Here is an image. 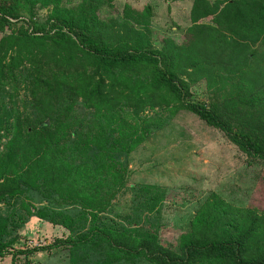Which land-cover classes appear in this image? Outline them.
Here are the masks:
<instances>
[{
	"label": "trees",
	"instance_id": "1",
	"mask_svg": "<svg viewBox=\"0 0 264 264\" xmlns=\"http://www.w3.org/2000/svg\"><path fill=\"white\" fill-rule=\"evenodd\" d=\"M114 1L0 0V257L36 216L70 236L27 254L64 247L71 264H264V211L216 194L177 248L152 219L160 187H135L123 221L106 216L130 155L161 122L148 109L194 114L264 161V0H193L184 40L156 48L149 7L99 20V3ZM27 4L54 10L37 23L23 19ZM203 80L209 101L191 93Z\"/></svg>",
	"mask_w": 264,
	"mask_h": 264
},
{
	"label": "rangeland",
	"instance_id": "2",
	"mask_svg": "<svg viewBox=\"0 0 264 264\" xmlns=\"http://www.w3.org/2000/svg\"><path fill=\"white\" fill-rule=\"evenodd\" d=\"M192 1L115 0L111 5L100 2L98 16L102 23H121L127 6L135 10L149 7L155 23L149 38L156 48L165 37L176 42L184 40L186 25L191 23ZM80 2L63 0L64 6L69 8ZM27 7L28 10L21 12L23 19L32 17L37 23L48 22L54 10L53 5ZM135 29L148 33L143 31L144 28ZM3 36L0 33V40ZM191 91L196 100L209 101L204 80L195 82ZM142 117L160 119L161 122L130 155L126 187L113 201L106 215L109 220L121 222L132 214L137 186H157L166 192L161 212L152 219L159 226L161 242L173 248L178 247L193 216L212 194L237 207L264 211V161L247 157L222 132L189 112L170 113L158 107L144 111ZM69 236L64 228L32 217L21 230L13 254L0 257V264H71V252L64 247L27 254L29 249L48 247L57 239Z\"/></svg>",
	"mask_w": 264,
	"mask_h": 264
}]
</instances>
